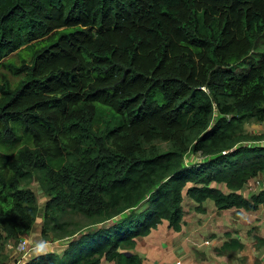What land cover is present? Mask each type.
Here are the masks:
<instances>
[{"label": "trees", "instance_id": "16d2710c", "mask_svg": "<svg viewBox=\"0 0 264 264\" xmlns=\"http://www.w3.org/2000/svg\"><path fill=\"white\" fill-rule=\"evenodd\" d=\"M256 121L264 0H0V243L43 209L67 246L23 264H143L138 237L182 230L187 201L264 204L244 193L264 175Z\"/></svg>", "mask_w": 264, "mask_h": 264}, {"label": "crops", "instance_id": "0c3cea01", "mask_svg": "<svg viewBox=\"0 0 264 264\" xmlns=\"http://www.w3.org/2000/svg\"><path fill=\"white\" fill-rule=\"evenodd\" d=\"M209 203L200 212L194 202L187 201L191 205L185 208L182 230L176 234V230L167 229L165 237L170 239L152 244L148 249L154 256L150 264H264V204L252 210H220ZM151 233L136 245L143 260L138 250L142 243L148 248V243L156 241L157 234Z\"/></svg>", "mask_w": 264, "mask_h": 264}, {"label": "rangeland", "instance_id": "374dc122", "mask_svg": "<svg viewBox=\"0 0 264 264\" xmlns=\"http://www.w3.org/2000/svg\"><path fill=\"white\" fill-rule=\"evenodd\" d=\"M246 130L251 134H257V133H264V121H256L252 122L246 125ZM188 159V160H187ZM186 160L191 164L198 163L199 161L203 160V156L201 154H188ZM29 187L34 190L39 198L40 201V207H44V203L46 202L47 198L43 195V193L40 191L39 183L37 180L32 181L29 184ZM264 187V176H258L257 178L251 179L249 183L247 184L246 188L244 189V193L248 196L258 192L260 188ZM212 202V201H210ZM210 204L209 202H206V205ZM147 205V200H144L140 203V205L137 207V211H141L145 206ZM187 202H185L186 208L188 207ZM194 207L196 204H192ZM44 211L41 209V212L39 214V217L35 223V226L33 227V230L25 235H22L18 238L17 241H10L6 244H4L5 241L0 243V250L4 254V264H23L28 259H31L33 256H35L38 252H44L48 250H54V251H62L67 246V239H59L53 236L52 234L49 236V238H43L41 234V228L43 226L44 222ZM83 221V220H82ZM84 222V221H83ZM110 222H103L99 225H96L97 228L106 227ZM168 222L162 223L158 229L154 230L151 234L155 235L157 234V238H155L156 241L150 242L149 247L147 248L146 243H142V246L139 248V252L144 256L143 262L145 264H150L151 260L153 259V255L148 252V249H152L154 245H161L164 241L170 238H166V232L167 229H172L169 226H167ZM95 226L92 225L91 227H86L87 229L91 230ZM176 234L178 231H175ZM79 234L75 236V238L79 237ZM166 236V237H165ZM142 238V239H141ZM147 237H138L137 244H139L140 241H144L143 239H146ZM154 244V245H152ZM59 252V253H60ZM62 253V252H61ZM0 255H2L0 253ZM145 255H148L146 257ZM102 264H109L108 261L102 262Z\"/></svg>", "mask_w": 264, "mask_h": 264}, {"label": "built area", "instance_id": "2783aa9c", "mask_svg": "<svg viewBox=\"0 0 264 264\" xmlns=\"http://www.w3.org/2000/svg\"><path fill=\"white\" fill-rule=\"evenodd\" d=\"M258 142H260V143H264V139H263V140H260V141H258Z\"/></svg>", "mask_w": 264, "mask_h": 264}]
</instances>
